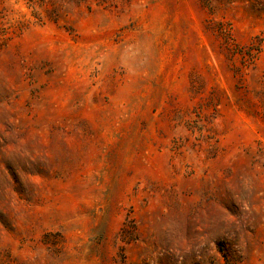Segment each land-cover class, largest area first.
<instances>
[{
	"label": "rangeland",
	"instance_id": "1",
	"mask_svg": "<svg viewBox=\"0 0 264 264\" xmlns=\"http://www.w3.org/2000/svg\"><path fill=\"white\" fill-rule=\"evenodd\" d=\"M0 264H264V0H0Z\"/></svg>",
	"mask_w": 264,
	"mask_h": 264
}]
</instances>
